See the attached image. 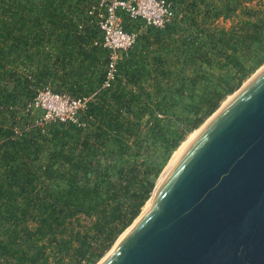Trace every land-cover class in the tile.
<instances>
[{"label":"trees","instance_id":"16d2710c","mask_svg":"<svg viewBox=\"0 0 264 264\" xmlns=\"http://www.w3.org/2000/svg\"><path fill=\"white\" fill-rule=\"evenodd\" d=\"M170 1L164 27L121 12L139 33L105 87L99 0H0V264H97L188 133L264 63V0ZM47 84L91 96L77 121H30Z\"/></svg>","mask_w":264,"mask_h":264},{"label":"water","instance_id":"95a60500","mask_svg":"<svg viewBox=\"0 0 264 264\" xmlns=\"http://www.w3.org/2000/svg\"><path fill=\"white\" fill-rule=\"evenodd\" d=\"M220 107L100 264H264V67Z\"/></svg>","mask_w":264,"mask_h":264},{"label":"built area","instance_id":"2783aa9c","mask_svg":"<svg viewBox=\"0 0 264 264\" xmlns=\"http://www.w3.org/2000/svg\"><path fill=\"white\" fill-rule=\"evenodd\" d=\"M98 24L103 32L102 45L109 48L107 78L104 86H111L118 73V62L122 52L131 48L138 37V31H129L123 26L122 11L132 17H142L146 24L164 27L175 16V8L170 0H99ZM104 6V10L100 7ZM94 7L93 10H96ZM91 12H94V11ZM95 43H98L96 40ZM46 98H52L62 103V108L56 110L46 105ZM91 96H74L66 91L54 90L50 84L39 89L37 95L28 100L26 109L32 110L44 107L46 112L39 124L49 121H77L81 109L87 106Z\"/></svg>","mask_w":264,"mask_h":264},{"label":"rangeland","instance_id":"374dc122","mask_svg":"<svg viewBox=\"0 0 264 264\" xmlns=\"http://www.w3.org/2000/svg\"><path fill=\"white\" fill-rule=\"evenodd\" d=\"M220 22L221 23H224V21L223 20H220ZM228 23H229V21H228ZM263 66H264V63L262 64ZM261 65V66H262ZM260 66V67H261ZM262 66V67H263ZM260 67L258 68V69H256L248 78H246L245 79V81L243 82V84L242 85H244L245 83H247L255 74H256V72L260 69ZM261 67V68H262ZM241 85V86H242ZM240 86V87H241ZM239 87V88H240ZM238 88V89H239ZM237 89V90H238ZM236 90V91H237ZM236 91H234L233 93H230L225 99H224V101L222 102V104L220 105L221 107H223L226 103H228V101L233 97V95L235 94V92ZM67 92V91H66ZM45 102H46V105H48V106H50L51 108H54V109H56V110H60L61 108H62V103L60 102V101H57V100H54V99H52V98H46V100H45ZM220 107V108H221ZM177 109L181 112V113H183V112H185V111H183L182 110V108H180V107H177ZM178 111V112H179ZM24 111H22V113H23ZM46 112V109L44 108V107H37V108H34V109H32L31 110V112L29 113V117H30V121L31 122H35V123H37V122H39L40 123V121H41V118H42V116L44 115V113ZM212 115H213V113L199 126V127H197V129L195 130H192L190 133H188V135H187V137H186V139L181 143V145L174 151V153L171 155V157H170V159H169V161L166 163V165H165V167L163 168V170H162V172H161V174H160V176L158 177V179H157V183H156V188H155V191H154V193H153V196H154V194H155V192H156V190L158 189V187H159V184L162 182V179H164L166 176H165V174L167 175L168 174V172L170 171V169H171V167L173 166V160L176 158V156L178 155V153L180 152V150L182 149V147L184 148L185 146H187V145H189L190 143H191V141L193 140V138H194V135H195V133H197L199 130H201L203 127H204V125H205V123L212 117ZM50 122V121H49ZM191 139V140H190ZM189 141V142H188ZM187 143V144H186ZM181 147V148H180ZM170 168V169H169ZM167 169V171H165ZM169 170V171H168ZM161 181V182H160ZM152 198L153 197H151V199L146 203V205H145V207L143 208V210H142V214L143 213H145L147 210H148V208L150 207V203H151V200H152ZM149 203V204H148ZM130 229V228H129ZM128 229V230H129ZM127 232V231H126ZM126 232H123L120 236H119V238L116 240V243L117 242H119V240H121V238L126 234ZM116 243L114 244V246L116 245ZM113 246V247H114ZM113 247L98 261V263L97 264H100L101 262H102V260H104V258L109 254V252L113 249ZM100 262V263H99Z\"/></svg>","mask_w":264,"mask_h":264},{"label":"bare ground","instance_id":"6f19581e","mask_svg":"<svg viewBox=\"0 0 264 264\" xmlns=\"http://www.w3.org/2000/svg\"><path fill=\"white\" fill-rule=\"evenodd\" d=\"M263 67H264V66H263ZM263 67L260 68V69L256 72V74H257L261 69H263ZM256 74H255V75H256ZM190 140H191V139H190ZM192 141H193V140H192ZM192 141H191V142H192ZM188 142H189V141H188ZM186 144H187V143H186ZM180 148H181V147H180ZM182 148H183V147H182ZM172 168H173V166L171 167V169H172ZM169 169H170V168H169ZM171 169H170V170H171ZM165 171H167V169H166ZM168 171H169V170H168ZM169 172H170V171H169ZM169 172H168V173H169ZM167 175H168V174H167ZM167 175L165 174V176H167ZM165 178H166V177H165ZM165 178H164V179H165ZM164 179H162V182L164 181ZM160 182H161V181H160ZM162 182H161V183H162ZM161 183L159 184V187H160ZM159 187H158V188H159ZM155 188H156V187H155ZM157 190H158V189H157ZM157 190H156V192H157ZM154 191H155V189H154ZM154 191H153V193H154ZM156 192H155V193H156ZM154 195H155V194H154ZM152 197H154L153 194H152ZM150 199H151V198H150ZM152 200H153V198H152ZM152 200H151V203H152ZM151 203H150V206H151ZM148 204H149V203H148ZM141 215H142V213L140 214V216H141ZM140 216H139V217H140ZM139 217H138L137 219H139ZM137 219H136L135 221H137ZM129 228H131V226H130ZM129 228H128V229H129ZM128 229H127L126 231H128ZM126 231H125V232H126ZM126 233H127V232H126ZM122 238H123V237H122ZM122 238H121V239H122ZM119 241H120V240H119ZM117 243H118V242H117ZM117 243H116V244H117ZM114 247H115V246H114ZM114 247H113V249H114ZM113 249H112V250H113ZM112 250H111V251H112ZM111 251L109 252V254L111 253ZM109 254H108V255H109ZM108 255H107V256H108ZM107 256H106V257H107ZM106 257L104 258V260L106 259ZM104 260H102V262H103ZM102 262H101V263H102ZM99 263H100V262H99Z\"/></svg>","mask_w":264,"mask_h":264}]
</instances>
